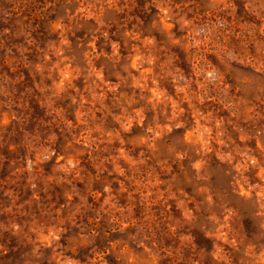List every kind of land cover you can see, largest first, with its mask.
Masks as SVG:
<instances>
[{"label": "rangeland", "instance_id": "374dc122", "mask_svg": "<svg viewBox=\"0 0 264 264\" xmlns=\"http://www.w3.org/2000/svg\"><path fill=\"white\" fill-rule=\"evenodd\" d=\"M0 264H264V0H0Z\"/></svg>", "mask_w": 264, "mask_h": 264}, {"label": "trees", "instance_id": "16d2710c", "mask_svg": "<svg viewBox=\"0 0 264 264\" xmlns=\"http://www.w3.org/2000/svg\"><path fill=\"white\" fill-rule=\"evenodd\" d=\"M33 10H34V9H33ZM33 10H32V11H33ZM37 16H40V15H39V14H37Z\"/></svg>", "mask_w": 264, "mask_h": 264}]
</instances>
